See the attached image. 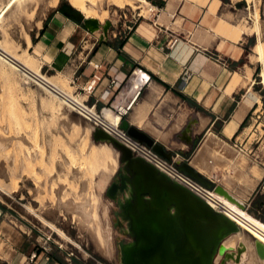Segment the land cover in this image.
I'll return each instance as SVG.
<instances>
[{"label":"rangeland","instance_id":"1","mask_svg":"<svg viewBox=\"0 0 264 264\" xmlns=\"http://www.w3.org/2000/svg\"><path fill=\"white\" fill-rule=\"evenodd\" d=\"M8 1L0 0V8L5 9ZM54 1L25 0L1 22L0 41H4L3 43L8 48L10 47L9 50L15 55L23 54L24 49H26V36L33 35L37 26L40 27V24L37 23L54 10ZM148 1L155 2L156 0ZM219 1L221 4L216 13L217 16L211 19L207 26L212 28L222 19L228 23L240 25V28L247 34L240 41L244 49L245 64L237 70L241 76L246 75V78L242 76L246 85L236 96V101L242 100L247 90L249 91L251 80H253L255 85L252 92L255 93L258 100L259 112L252 114L247 129L238 139V144L243 143L245 150L250 151L253 148V154H240L234 148L235 140L234 143L228 144V140H225L218 131L214 130L215 133L212 134V138L216 140L217 144L213 147L211 135L202 144L203 146L209 141L212 147V151L203 154L207 164L209 161L213 163L210 165L213 167L212 169L198 166L195 160L193 163L191 162L197 153L198 145L204 139L203 136L193 149H185V155L176 157L174 153L175 159H167V161L180 174L192 179L205 190L215 192L213 188L206 187L187 172L181 170L185 163L192 165L194 171L204 179L215 186H221L234 193L244 203L243 190H247L254 184H259L256 191L259 192L256 201L254 203L249 201L247 205L245 203L248 211L246 209L244 217L249 222L261 226L264 224V87L261 84L260 75L264 66L262 70L258 69L253 74L248 70L249 67L257 68L259 65L255 56L252 57L255 54L253 47L257 42L256 28L252 17L254 8L242 0ZM129 2L133 6H126L124 9H119L105 2L100 6V13L103 14L105 10L108 11L106 23L109 25L110 34L113 31H121L122 35L125 36L131 31L129 27L133 28L135 24L141 21L153 23L162 12H156L157 16H155L151 12L148 13L147 5L143 2V4L134 0H129ZM255 3H260L261 34L264 42V0H255ZM58 7L73 8L68 0H59L56 8ZM159 9L162 10L161 7ZM74 10L76 13L79 12ZM140 13L143 17H139ZM79 14L84 21V16L80 12ZM150 14L153 15L151 19H149ZM178 24L180 25V22ZM100 26L104 28L101 23ZM32 57L35 60L30 59L29 61L26 57L23 59L26 60V63L29 62V65H32L30 67L34 70L41 67L43 75L55 76V74L44 70L43 64L34 55ZM215 57L222 62L226 59L223 56L221 58ZM2 69L4 70V67L0 63V204L5 208L4 210L0 208V264H17L20 253L33 251L30 256L31 259L33 253L41 251L40 246L48 250L47 252H50L51 255L53 254L55 260L64 258L63 252L70 254L74 261L79 264H119L120 242L126 245L134 241L133 236L122 234V231L129 226L128 222L119 217L121 213L119 200H123V192L119 193L117 200H113L109 196L112 184L118 182L122 186V175L133 177L125 170V165L121 162V153L120 155L116 152L113 154V157L118 161L116 165L118 167L113 172L114 174L112 173L109 177L107 189L104 192L98 191L97 181L101 178L100 170L92 171L86 166L87 172L85 169L80 171L83 168L81 164L84 153L81 151L85 140V134L82 133L84 131L81 128L87 123L90 124L87 119L75 113L72 108L66 106L37 84L23 79L24 76L19 72H12L11 69H8L11 76L9 80L4 76ZM56 76L59 77H55L51 82L66 93L76 96V88L71 81L62 75ZM78 100L83 102L85 97L81 96ZM158 120L156 117L150 118L148 123L163 133L168 131V125L163 128L162 123ZM78 123L81 124V127H78ZM142 131L152 135L148 129ZM90 133L89 146L96 145L93 139L94 128L90 130ZM244 139H247L245 141V143L248 142L247 146H245ZM151 149L153 150V148ZM67 151L74 154L77 165L74 166L70 162L71 160L69 161V157L65 154ZM42 156L43 158H41ZM161 158L164 157L161 156ZM92 195L97 197V200L93 206L90 203L88 211L92 215L97 214L96 218L99 225L93 219L89 224H85L77 213L66 212L64 208H58L61 201L69 204H82ZM118 220L123 221L124 227L117 225ZM45 222L52 223L56 229L63 231L70 239L80 244L82 250L62 240L55 230L47 227ZM240 225L255 252L254 241L262 237L243 222ZM100 237L105 239L103 243H101ZM234 239L236 240L234 246L226 247L228 252H237L239 238L230 237L227 243ZM17 250L23 252H16ZM250 254L252 255V252L249 250L245 264H254L253 259L255 262L258 259L257 257L254 258L253 255L251 257ZM51 262L52 258L45 264ZM219 262L220 258L216 264ZM30 263L32 264V262Z\"/></svg>","mask_w":264,"mask_h":264},{"label":"crops","instance_id":"2","mask_svg":"<svg viewBox=\"0 0 264 264\" xmlns=\"http://www.w3.org/2000/svg\"><path fill=\"white\" fill-rule=\"evenodd\" d=\"M152 3L162 8L157 20L136 22L125 36L121 31L110 34L109 29L95 33L85 21L75 18L68 7L54 8L38 22L42 26H37L33 35L29 34L33 43L29 51L43 64L44 70L69 79L76 93H81L98 111L131 101L136 89L129 80L136 79L138 71L147 74L149 83L143 86L146 79L141 78L143 88L121 125L128 122L138 130H150L152 135L144 132L163 145L171 159L174 153L176 157L185 155V149H193L203 136L193 163L209 135L212 138L218 131L228 144L234 140L238 143L252 114L259 112L258 100L249 97L248 90L242 100L236 101L246 85L243 82L246 75L242 77L237 70L245 64L240 41L247 34L240 25L222 19L212 28L207 26L217 16L219 0ZM255 36L253 50L258 44L256 33ZM176 38L180 39L179 43L168 48L167 43ZM215 56L226 59L222 62ZM97 64L102 65L99 71L102 80L91 94H84L81 91L97 72L94 68ZM263 66L264 63H259L257 68L248 70L253 74ZM112 80L116 81L115 85L111 84ZM154 117L163 128L168 125V131L163 133L149 125L150 118ZM212 139L214 147L217 143ZM258 185L243 190L246 205L256 201ZM44 249L40 246L41 251L33 253L37 254L34 260L30 259L33 251L20 253L16 263L45 264L52 258L50 264H79L68 253L62 252L64 258L55 260Z\"/></svg>","mask_w":264,"mask_h":264},{"label":"bare ground","instance_id":"3","mask_svg":"<svg viewBox=\"0 0 264 264\" xmlns=\"http://www.w3.org/2000/svg\"><path fill=\"white\" fill-rule=\"evenodd\" d=\"M24 1L25 0H9L8 3L6 4V8L5 9L2 8V12H1L2 14L0 16V24H1V22H3L7 18V16L14 9H16V7H18L22 3H24ZM51 1H53V0H51ZM68 1L74 9L79 11L84 16V18L86 20V23H85L86 26L91 31H93L95 33H97L100 29L104 30V31H107L109 29V25H108V23H106L108 11L107 10H105L104 12L102 11L103 14L99 12L101 9L100 6L103 5L102 3L105 2L106 4H111L112 6H115L119 9H124V8H126V6H130V7L133 6L132 4H130L129 0H68ZM134 1H136V2L139 1V3H141V4H143V3L146 4L147 8H148V13H150V9H152V6L148 0H134ZM242 1L247 2V4H249V6H252L254 8V12L252 14V17L254 19V24H255V28H256L255 33L258 36V44L255 46V49H254L255 59L257 60L258 63L263 64L264 63V42L262 40V34H261V21H260V10H259V7H260L259 4L260 3H255V0H242ZM54 2H55V4H53V5H55L54 8H56L58 3H59V0H55ZM50 4H52V3H50ZM140 15L142 16L141 13H140ZM150 15L153 17L152 14H150ZM100 23L103 24L104 28H102L100 26ZM37 24H39V23H37ZM40 26H42L41 22H40ZM26 37H27L26 42H27L28 48L26 47V49H24V51H23V54L21 53V55H15L14 52H11L9 50L10 47L8 48L3 43L4 41H0V63L4 67V70L2 69L4 71L3 72L4 76H6L8 79L11 77L8 69H11L12 72H16V73L19 72V74L24 76L23 79H26V81L29 80L30 82L37 84L43 90L50 93L52 96L56 97L58 100H60L62 103H64L66 106L72 108L74 110V112L77 113L78 115H80L81 117L88 118V119L96 122L97 114L95 113V111H92V113H90L85 108H81L80 106L77 105V104H80V105L85 106L84 101L81 102L80 100H78L79 98H81V96H82L81 94L76 95V96H72V95L66 93L65 91L61 90L60 88H58L57 86H55L51 82L52 79H54L55 77H59V76L47 77V76L42 74V68L41 67H39L37 70L36 69L34 70L33 68H31L32 65H29V62L26 63L25 62L26 60L24 61L23 58H25V57L28 58L29 61H30V59L35 60L32 57V55L29 53V50H28L32 47V44H33L32 39L29 35H27ZM5 67H8V68L6 69ZM135 76L137 78L132 81V87L134 89H136L135 94L132 98V100H134V104H135V102H136V100L140 94L139 92H140V89L142 87V83L140 82L141 78L143 77L146 80L150 78L147 74H144L143 72H140V71H138ZM260 76L262 78L261 84L264 87V69H263ZM254 85H255V82L253 80H251L250 89H249L250 92H249L248 96L256 98L255 93L252 92V88ZM118 106H117V108H118ZM61 109H60V111H61ZM118 110H120L122 114L126 113V108L120 107ZM104 118H105V122H106V124H105L106 127H105L104 131L106 133H108L111 137L115 138L117 141H119L120 143H122L123 145L128 147L131 151H132V148L134 150L136 149L140 153V156L142 157V159L145 162L152 165L156 170L161 172L168 180L175 182L176 184H179V185L187 188L190 192H192L193 194H195L196 196H198L199 198L204 200L215 212L223 214L231 222L234 223V225L236 226V228H234L235 230L228 232L226 237L223 239L222 243H223V245L225 244L224 245L225 248L226 247L229 248V246H234L236 240L234 239L230 243L228 242L229 244L227 243V240L233 236L239 238L238 245H237V252H228V250L226 248V252H225L226 254L219 255L215 261V264H216L218 258H220L219 264H245L244 262H245V259L248 257L249 250L252 252V255L254 258L255 257L258 258V259H256V262L254 261L255 259H253L254 264H264V255L263 256L260 255L258 248H257V242L264 245V241H263V239H264V224L261 226H257L255 224L249 222L244 217V213L246 212L247 208H243V206H245V203L241 199H239L234 193L226 190L225 188L224 189L232 197L231 199L228 198V196H225L223 194H219L216 192H210V191H207L203 188H200L198 185H195L193 183V181L182 176L175 168H173L172 166H170L169 164H167L166 162L161 160L159 157H156L155 155L149 153L148 151L144 150L141 147H137L136 144H134L133 142H131L128 139L124 138L122 140V138L121 139H120V137L118 138L116 133H118V130H120L121 120H122L120 114L114 113L113 110H111V109H106L104 111ZM89 123L91 125L87 123V124L83 125L81 128L84 131L82 133L85 134V140L82 144L83 146H82V151H81L84 153V158H83L82 164L80 163L83 168H81L80 171H83L84 169L86 170V166H88L89 169H92V171H96V170L99 171L100 170L99 175L101 176V178L98 179V181H97V189H98V191L103 192L106 189V186H107L108 181H109V177L112 175V173L114 171H116V167H118V166H116L118 161L113 157V154H114V152H116L118 155H120V153L115 148V146L111 142H109L108 140H96L94 137L96 127L91 122H89ZM77 125H78V127H81L80 123H78ZM93 128H94L93 139L96 142V145L92 144L91 146H89L90 145L89 144V142H90L89 138H90V134H91L90 130ZM208 151H212V147H211L209 141H207L206 144L203 146L202 151L200 152V154L195 159V162H196V164H198V166H201L203 168L207 167L208 169H212L213 167L210 165H212L213 163L211 161H209V163L207 164L206 163L207 160H205V158H204L205 156L203 157V154L206 152L208 153ZM65 154L67 155V157H69V161L71 160L70 162L75 166V164L77 163L76 162L77 160H75L74 154L71 153L70 151H67ZM41 158H43V156ZM38 159H40V158H38ZM39 163H40V161H39ZM119 170H120V165H119ZM119 170H118V172H119ZM85 172H87V170ZM88 172H89V170H88ZM34 173H35V171H34ZM93 174H94V172H93ZM122 176L124 177L125 175H122ZM214 176L217 179L216 174H214ZM123 177H122V179H123ZM59 180H60V178H59ZM130 187L131 186L129 185L127 180H125V177H124V183L122 184V186H120L118 182H115L114 184L111 185L110 190H109V196L113 200H117L119 193L123 192V195H122L123 200H119V205L121 208V213L119 214V217H121L124 221L128 222V224H129V220L126 216L125 209L128 206L127 205L128 202H130V200L132 199ZM12 189H14V188H12ZM15 189H17V188L15 187ZM210 193H212V194H210ZM90 199L92 200V202ZM90 199H87L82 204H73V203L69 204V203H66L65 201H61L59 203L58 208H64L66 210V212L70 211V212L77 213L78 217H80L82 222H84L85 224H89L93 219L99 225V221H97L98 219L96 218L97 214L92 215L91 212L88 211V207L90 206V203H92L91 206L95 205L97 197L92 195ZM242 222L248 228H251L255 233H257L260 237L263 238V239L258 238L257 240L254 241L255 252L252 250L249 241L245 237L242 226L240 225V223H242ZM45 223L47 224V227H50L51 230H55L62 240H65L67 243L75 246L77 249L82 250L81 245L78 244L76 241L70 239L63 231L56 229L52 223H47V222H45ZM118 224L120 227H124L122 220H118ZM97 231H98V228H97ZM122 234H124V235H126V234L131 235L132 234L130 229H129V226L127 228H125V230L122 231ZM100 238H101V243H103L105 241V239L103 240L102 237H100ZM250 255H249V257H250ZM252 255H251V257H252ZM134 259H135V243H134V241H132L126 245L123 242H120V244H119V264H133ZM257 260H259V261H257Z\"/></svg>","mask_w":264,"mask_h":264},{"label":"water","instance_id":"4","mask_svg":"<svg viewBox=\"0 0 264 264\" xmlns=\"http://www.w3.org/2000/svg\"><path fill=\"white\" fill-rule=\"evenodd\" d=\"M73 16L82 18L79 12ZM121 128L171 160L166 148L145 132L130 127L128 122ZM94 135L96 140H108L115 146L125 170L133 176H124L132 194L125 213L135 243L133 264H215L219 255L226 254L222 242L228 232L235 230L233 222L187 188L168 180L104 130L96 128ZM181 170L216 193L232 198L223 187L204 179L189 164H183ZM257 248L263 256L264 245L257 242Z\"/></svg>","mask_w":264,"mask_h":264},{"label":"built area","instance_id":"5","mask_svg":"<svg viewBox=\"0 0 264 264\" xmlns=\"http://www.w3.org/2000/svg\"><path fill=\"white\" fill-rule=\"evenodd\" d=\"M150 4H151V6H152V9H150V12L151 13H153L155 16H157V14H156V12H158V13H160L161 12V9H159L157 6H155V5H153V3L152 2H150ZM2 12V8H0V16H1V13ZM141 15L139 14V17H140ZM134 18H135V16H134ZM157 18H158V16H157ZM179 40L180 39H178V38H176V39H172L171 41H169L168 43H167V47L168 48H174V46L176 45V44H178L179 43ZM94 68H95V70L97 71L95 74H93V76H92V78L90 79V81L87 83V85L84 87V89L81 91V92H83L84 94H91L93 91H94V89L97 87V85H98V83L102 80V76L99 74V71L101 70V68H102V65H99V64H97V65H95L94 66ZM136 73V72H135ZM133 79V78H132ZM132 79H130L129 80V83L131 84V82H132ZM149 81H150V78L149 79H147L146 81H145V83L143 84V86H145L146 84H148L149 83ZM115 83H116V81L115 80H112V82H111V84L112 85H115ZM143 88V87H142ZM81 93H76V95H80ZM84 104H85V106H83V105H80V104H77L78 106H80L81 108H85L86 110H88L90 113H92V111H95V113L97 114V118H96V122H94V121H92V120H90V119H88V118H85V119H87V121H89V122H91L92 124H94V126L96 127V128H99V129H102V130H105V127H106V122H105V118H104V110L105 109H102V110H100V111H98L97 110V108H96V106L95 105H93V106H91L89 103H88V101H84ZM133 104H134V100H132V101H128V102H121L119 105L120 106H122V107H124V108H126V113L125 114H122L121 113V111L120 110H118V108L117 107H113V108H111V110H113L115 113H118V114H120V116H121V118H123L124 116H126L129 112H130V110L132 109V107H133ZM89 108V109H88ZM116 135L118 136V138L120 137V139L122 138V140L125 138V139H128V140H130L131 142H133L134 144H136L137 145V147H141V148H143L144 150H146V151H148L149 153H151V154H153V155H155L156 157H159L161 160H163L164 162H166L167 164H169L170 165V162H168L167 161V159H164V158H161V156H159L157 153H155L151 148H149L146 144H144V143H141V142H139L138 140H136V139H134L133 137H131L128 133H127V131H125V130H123L121 127H120V130H118V133H116ZM125 144V143H124ZM234 148L236 149V151L237 152H239L240 154H244V155H250V154H253V148L249 151V150H245V148L243 147V145H241V144H238L237 142H235V144H234ZM132 152L134 153V155L135 156H138V157H141L140 156V153L135 149H133L132 148ZM142 158V157H141ZM173 162H176V161H174L173 160ZM174 164V163H173ZM170 166H172V165H170ZM173 167V166H172ZM174 168V167H173ZM182 175V174H181ZM182 176H184V175H182ZM184 177H186V176H184ZM187 179H189V180H191V181H193L192 179H190V178H188V177H186ZM193 183L195 184V185H198L196 182H194L193 181ZM200 188H203V187H201L200 185H198ZM204 189V188H203ZM247 208V207H246ZM247 211H248V209H247ZM44 250H46V249H44ZM48 251V250H47ZM36 257H37V254H33L32 255V258H31V260H34V259H36Z\"/></svg>","mask_w":264,"mask_h":264},{"label":"trees","instance_id":"6","mask_svg":"<svg viewBox=\"0 0 264 264\" xmlns=\"http://www.w3.org/2000/svg\"><path fill=\"white\" fill-rule=\"evenodd\" d=\"M72 13H75V10L71 7H68ZM0 208L4 210L5 208L0 204Z\"/></svg>","mask_w":264,"mask_h":264},{"label":"flooded vegetation","instance_id":"7","mask_svg":"<svg viewBox=\"0 0 264 264\" xmlns=\"http://www.w3.org/2000/svg\"><path fill=\"white\" fill-rule=\"evenodd\" d=\"M108 183H109V181H108ZM106 189H107V188H106ZM103 192H104V191H103ZM116 223H117V225H119V224H118V221H117Z\"/></svg>","mask_w":264,"mask_h":264}]
</instances>
